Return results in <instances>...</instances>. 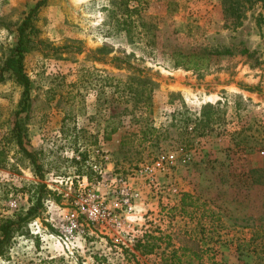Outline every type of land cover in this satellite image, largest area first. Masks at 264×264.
<instances>
[{
    "label": "rangeland",
    "instance_id": "374dc122",
    "mask_svg": "<svg viewBox=\"0 0 264 264\" xmlns=\"http://www.w3.org/2000/svg\"><path fill=\"white\" fill-rule=\"evenodd\" d=\"M37 1L0 0V66ZM119 2L45 0L24 57L27 110L16 115L22 87L6 73L0 81V218L17 220L0 264H161L164 241L148 254L135 247L147 227L188 228L217 260L259 264L264 4L233 24L222 0H129L138 15L126 31ZM190 52L201 68H187ZM15 120L37 165L16 145ZM93 163L108 168L103 178ZM119 186L133 191L130 210ZM88 191L120 226L82 211ZM183 192L195 204L186 216L170 209Z\"/></svg>",
    "mask_w": 264,
    "mask_h": 264
},
{
    "label": "trees",
    "instance_id": "16d2710c",
    "mask_svg": "<svg viewBox=\"0 0 264 264\" xmlns=\"http://www.w3.org/2000/svg\"><path fill=\"white\" fill-rule=\"evenodd\" d=\"M257 1L264 4V0H222L225 21L231 18V23L239 24V21L242 19L246 9L250 8L252 4ZM128 2L129 0H120L117 6L120 14L118 27L121 30L124 29L126 31L131 28L132 24L133 27H135L134 16L138 15V9L136 7L130 8L128 6ZM44 3L45 0H38L18 24L16 43L11 48L9 55L4 59L2 65L0 66V81L5 77L6 73L22 87V97L20 100L21 108L16 111V115H19L21 112L27 110L28 107L31 81L24 68V57L30 48V37L34 31L33 18L40 6ZM185 57L189 58V61L186 62L187 65H189L187 68H201L198 61L202 60V56L196 55L195 52H190L185 55ZM183 63H185L184 60H180L178 57L174 59V66L176 67ZM202 116H205L208 122L209 120L216 121L219 119L216 116H212L209 111H203ZM11 133L15 138L18 148L31 159L34 165H37L34 153L25 145V132L18 120H15ZM2 152L3 151L0 150V155ZM187 195L188 194L186 192H183L177 200V204L171 206V211L175 209V207H179V211L183 215L188 213L187 209L194 207L193 205L195 204L192 201H186ZM17 217H19V220L22 219L21 216ZM204 217H210V215H204ZM16 223L17 220L11 218H0V253H3V247L6 241H8L12 236V231L14 230V225ZM191 233L192 230L188 228H176L175 230L166 233L155 228L153 231L150 230L145 232L142 239L136 243L135 247L141 254H148L152 253L155 248L160 246L161 243H158L159 241H164V245L162 246L163 254L161 264H184V262L185 264H194L196 262L197 264H234L222 259L217 260L215 256L211 254V246L197 240L195 237H191ZM173 239H175V243L173 242ZM159 248H161V246ZM257 257V259H259V264H264V255L260 254V250L259 256ZM240 262L238 264H241Z\"/></svg>",
    "mask_w": 264,
    "mask_h": 264
},
{
    "label": "built area",
    "instance_id": "2783aa9c",
    "mask_svg": "<svg viewBox=\"0 0 264 264\" xmlns=\"http://www.w3.org/2000/svg\"><path fill=\"white\" fill-rule=\"evenodd\" d=\"M176 155L174 153H169L167 156H161L156 159L153 167L160 168L164 163L172 161L175 159ZM106 158V156H105ZM92 170H94L100 177L103 178L104 174L107 172L106 167H103L102 164L93 163L91 164ZM81 186L84 190H89V179L86 175L81 178ZM119 184L122 183V178H117ZM119 193L122 196V203L127 206V209H131V203L133 200V191L131 192L126 186H119ZM84 212H91L92 219L96 221H101V223H112L113 226H120L121 221L115 219V216L108 210V207L104 204V201L100 199V196L94 192L88 191L87 197L82 201ZM106 228V227H105ZM150 231L149 228H145L144 232ZM137 239L136 235L130 234L128 238L129 243H134Z\"/></svg>",
    "mask_w": 264,
    "mask_h": 264
}]
</instances>
